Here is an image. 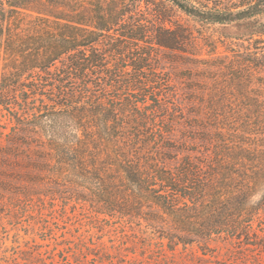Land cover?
<instances>
[{"label":"trees","instance_id":"16d2710c","mask_svg":"<svg viewBox=\"0 0 264 264\" xmlns=\"http://www.w3.org/2000/svg\"><path fill=\"white\" fill-rule=\"evenodd\" d=\"M215 25L238 34L214 39ZM238 41L231 65L199 58L201 46L213 56ZM164 51L206 68L186 112ZM253 68L264 74V0H0V166L137 227L122 246L132 238L152 252L147 229L170 250L220 239L259 248L264 114L231 101ZM178 126L188 141L174 140ZM16 195L17 206L35 196Z\"/></svg>","mask_w":264,"mask_h":264},{"label":"rangeland","instance_id":"374dc122","mask_svg":"<svg viewBox=\"0 0 264 264\" xmlns=\"http://www.w3.org/2000/svg\"><path fill=\"white\" fill-rule=\"evenodd\" d=\"M171 15V21L193 26L184 15L176 12ZM206 29L207 34L223 42L228 40L226 36L236 37L238 34L233 25L208 26ZM240 43L238 41L231 48L219 44L213 56H207L210 48L201 46L199 58L211 59L217 66L231 65L230 62L237 59V55L242 56L244 50L239 48ZM244 46H247L246 42ZM164 55L170 57L163 65L174 79L179 102L187 106L186 112L191 106L182 99L204 95L205 85L209 83L202 76L206 68L180 61L183 56L177 55L172 59L168 51H164ZM254 69L247 79L242 78L243 83L236 87V97L233 94L231 101L233 107L246 111V114L252 112L255 115L259 108L264 114V74ZM229 74L226 73L227 76ZM4 123L0 111V145L1 133L8 131L1 129ZM175 134L176 142L188 141L184 138L188 133L183 126H178ZM261 136L264 139V134ZM21 161H24L23 158ZM26 174L33 175L34 172L10 163L0 166V264H264V241L261 239L257 240L259 248L220 239L208 242L207 246L196 242L185 246L179 244L170 250L171 244L166 239H158L160 233L146 229L142 236L155 243L152 252L143 250L142 241L137 239H126L122 246L123 236L139 234L137 227L129 228L126 224H120L118 219H108L103 215L97 217L90 205L55 195L57 188H51V185L22 182L20 179ZM35 178L42 179L39 175ZM25 186L35 196L32 202L22 201L17 206L16 194L23 191ZM261 198L262 193L258 194L256 200ZM257 225L254 224L255 229H259ZM259 226L264 229V220ZM258 233L261 238L263 233ZM160 242L163 251L160 250ZM102 255L103 259H99Z\"/></svg>","mask_w":264,"mask_h":264}]
</instances>
